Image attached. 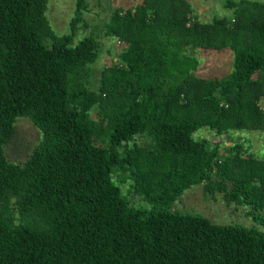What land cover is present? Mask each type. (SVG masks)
<instances>
[{
    "label": "trees",
    "instance_id": "trees-1",
    "mask_svg": "<svg viewBox=\"0 0 264 264\" xmlns=\"http://www.w3.org/2000/svg\"><path fill=\"white\" fill-rule=\"evenodd\" d=\"M223 5L206 21L189 0L113 9L103 34L123 47L91 88L98 41L73 43L86 0L58 36L46 0H0V264H264V159L192 136L264 133V0ZM198 48L229 49L231 71L194 74ZM17 117L40 132L22 163L3 152ZM197 183L263 229L167 208Z\"/></svg>",
    "mask_w": 264,
    "mask_h": 264
},
{
    "label": "rangeland",
    "instance_id": "rangeland-1",
    "mask_svg": "<svg viewBox=\"0 0 264 264\" xmlns=\"http://www.w3.org/2000/svg\"><path fill=\"white\" fill-rule=\"evenodd\" d=\"M139 0H86L82 18L76 24V35L73 43L80 37L93 34L97 42V56L94 63L88 67L87 80L91 88H95L98 82L99 71L102 67L116 62L117 54L123 45L118 44L113 37L103 34V22L107 20L111 11L115 8L125 9L134 6ZM193 14L201 21H206L212 16L228 17L231 10L223 5L224 0H189ZM75 0H46L44 14L53 33L58 36L68 30V21L74 13ZM194 56L198 60V66L194 74L201 77L222 76L231 71V52L229 49H197ZM90 115L94 117L93 111ZM206 137L212 143H218L221 150L231 144L238 143L243 155H251L253 158L264 159V133L251 131H234L231 138L218 137L209 133L206 129H200L193 133V137ZM40 139L39 130L27 117H17L14 121L13 134L3 145V152L7 160L14 163H22L30 154ZM139 140V139H137ZM102 145V144H100ZM119 173H112L113 183L119 186L121 193L127 201L136 208H148L139 195L130 188L128 181H119ZM169 210L181 213H194L208 218L217 224H240L254 226L263 229L259 224L246 214L248 207L237 202H228L217 191L211 195L203 193L200 183L193 184L184 189L179 196L167 206ZM259 215L264 216V208ZM258 216V214L256 213Z\"/></svg>",
    "mask_w": 264,
    "mask_h": 264
}]
</instances>
